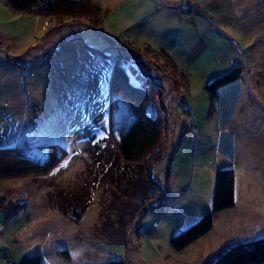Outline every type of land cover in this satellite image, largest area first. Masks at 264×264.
I'll use <instances>...</instances> for the list:
<instances>
[{
  "label": "rangeland",
  "instance_id": "1",
  "mask_svg": "<svg viewBox=\"0 0 264 264\" xmlns=\"http://www.w3.org/2000/svg\"><path fill=\"white\" fill-rule=\"evenodd\" d=\"M141 1L148 8L159 0H127L112 11L100 2L106 13L95 28L85 18L14 11L0 0V146L56 142L67 150L47 174L0 179L1 204L26 203L8 218L10 209H0V264L33 253L44 264H208L230 245L264 234V0H172L181 17H195L183 24L187 39L170 42L178 54L198 37L209 45L212 63L190 77L165 50L124 49L119 27ZM75 35L121 55L140 80L161 83L150 85L164 137L152 171L119 156V131L133 115L119 95L105 100L88 89L98 56L87 60L90 51L78 42L73 55L55 52ZM222 61L225 71L240 66L242 73L212 97L205 85L225 72ZM93 124L105 137L97 156L87 144L96 136ZM116 165L130 169L135 186ZM219 167L235 171L234 205L175 248L172 237L212 211Z\"/></svg>",
  "mask_w": 264,
  "mask_h": 264
},
{
  "label": "trees",
  "instance_id": "2",
  "mask_svg": "<svg viewBox=\"0 0 264 264\" xmlns=\"http://www.w3.org/2000/svg\"><path fill=\"white\" fill-rule=\"evenodd\" d=\"M4 1L14 11L39 14L56 13L61 17L85 18L95 28L100 26L103 13H106L100 2L94 0ZM77 42L87 48L88 52L90 51L89 54L91 55L90 57L88 56L87 60L98 56L91 63L90 71L87 72L90 74L88 78L93 76L98 82L96 81L95 84L89 85L88 89L93 92L96 89L99 94L104 93L102 94V99L105 100L111 99L115 94L119 95L126 101L133 115V123L129 127L119 131L117 142L119 156L123 162L128 164L132 162L145 164L146 162L149 164L148 169L152 171L153 164L163 155L162 150L159 153L157 151L160 149V146L162 147L161 144L164 137L162 135L160 118L154 107V103L150 99L152 94V87L150 85L156 84L158 87H161V83L153 82L152 84L147 80H140L131 68L125 65L124 61H118V58L122 57L121 55H111L110 52L99 50L88 44L81 35L63 39L55 52L60 53V51L68 50L65 51L66 54L69 52L73 55L75 51L69 50V48ZM241 73L242 69L240 66L233 67L213 78L205 85V89L212 97H216L221 88L238 82ZM182 74L184 76V73ZM184 77L183 80L185 82L187 78L186 76ZM89 99H87L88 104H91ZM95 127L94 125L93 131L95 133L96 130V136L88 137L90 139L87 144L88 148L95 152L97 156L100 150L104 151L105 137L97 135L99 131ZM153 148L157 150L152 152ZM66 154L67 150L56 142L29 148L18 145H2L0 146V179L25 178L47 174L56 167ZM149 154H155L152 157L150 156L151 160H148L150 157H146ZM112 170H114V167ZM129 170L125 166L123 168L117 166V173L119 171H121V174L127 173L128 176H122L124 177L123 179L135 186L137 180L131 175ZM234 203L235 171L232 167H219L215 173L212 211L205 213L196 222L173 236L171 239L172 245L177 249L187 246L212 227L215 213L232 207ZM25 205V202L20 201H17L16 204H11L10 202L9 204H1L0 201V209H4V207L5 209H10L6 214L7 218L14 216ZM77 219H79V215L76 217ZM21 258L19 264H44L42 256L39 253L23 255ZM12 264H14L13 261ZM108 264H124V260L113 258L109 260ZM208 264H264V234L230 245Z\"/></svg>",
  "mask_w": 264,
  "mask_h": 264
},
{
  "label": "crops",
  "instance_id": "3",
  "mask_svg": "<svg viewBox=\"0 0 264 264\" xmlns=\"http://www.w3.org/2000/svg\"><path fill=\"white\" fill-rule=\"evenodd\" d=\"M102 5H111L109 11H112L115 5H122L127 0H99ZM172 0H159L156 1V5L146 7L144 2L134 3L129 12L125 15L122 20V24L119 27L120 34L122 37V43L126 49H130L132 45H150L154 49L165 50L174 58V60L180 65L187 76L190 77L195 72H200L208 64L212 62L208 59L210 57L208 47L206 46L205 40L201 37L195 41V43L188 49L183 51V55L178 53V44H170L171 41H185L187 36L183 33V24L192 23L194 16L187 15L181 17L179 13V7L176 5L171 6ZM181 8V7H180ZM108 11V10H107ZM189 19V20H187ZM187 20V21H186ZM124 22V23H123ZM184 22V23H183ZM187 30L186 27H184ZM195 31V30H194ZM211 54V53H210ZM219 56V55H218ZM219 73L225 71L228 65L219 64ZM24 229H29V225L26 224ZM14 240L19 242V234L12 235ZM34 241L31 242L33 244ZM23 256V255H22Z\"/></svg>",
  "mask_w": 264,
  "mask_h": 264
},
{
  "label": "built area",
  "instance_id": "4",
  "mask_svg": "<svg viewBox=\"0 0 264 264\" xmlns=\"http://www.w3.org/2000/svg\"><path fill=\"white\" fill-rule=\"evenodd\" d=\"M183 12H185V11H181L180 13L182 14ZM195 129H197V128H195ZM5 262H6V264H12V260L10 258H6Z\"/></svg>",
  "mask_w": 264,
  "mask_h": 264
}]
</instances>
